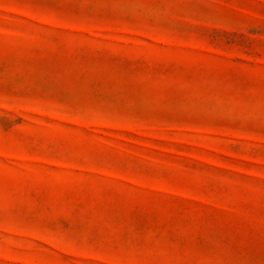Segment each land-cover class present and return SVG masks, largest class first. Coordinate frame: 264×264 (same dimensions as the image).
<instances>
[{"label":"rangeland","instance_id":"obj_1","mask_svg":"<svg viewBox=\"0 0 264 264\" xmlns=\"http://www.w3.org/2000/svg\"><path fill=\"white\" fill-rule=\"evenodd\" d=\"M0 264H264V0H0Z\"/></svg>","mask_w":264,"mask_h":264}]
</instances>
